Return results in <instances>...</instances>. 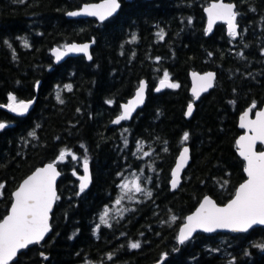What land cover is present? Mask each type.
Masks as SVG:
<instances>
[{"label": "trees", "instance_id": "trees-1", "mask_svg": "<svg viewBox=\"0 0 264 264\" xmlns=\"http://www.w3.org/2000/svg\"><path fill=\"white\" fill-rule=\"evenodd\" d=\"M98 1L0 0V122L6 124L0 130V221L13 191L37 167L56 162L61 172L51 234L12 264H154L164 255L163 264H264V227L177 242L184 218L204 196L225 204L245 180L237 122L246 108L264 105V0H225L236 4L238 39L222 24L206 34L203 9L211 0H120L119 12L103 23L67 18ZM72 42H93L92 60L79 56L55 65L51 49ZM208 70L216 72L215 86L187 120L189 72ZM164 71L179 87L156 93ZM142 79L148 84L144 106L129 122L109 126ZM9 95L34 104L14 116L6 109ZM138 144L150 155L137 151ZM185 144L191 161L171 192V169ZM61 150L79 159L57 162ZM85 156L92 183L81 192L77 177ZM131 172L151 198L124 196L125 213L108 216L110 227L101 224ZM136 242L140 248L132 249Z\"/></svg>", "mask_w": 264, "mask_h": 264}, {"label": "snow or ice", "instance_id": "snow-or-ice-1", "mask_svg": "<svg viewBox=\"0 0 264 264\" xmlns=\"http://www.w3.org/2000/svg\"><path fill=\"white\" fill-rule=\"evenodd\" d=\"M120 7L118 0H103L99 4L85 5L80 11L69 12V16H93L100 21H104L111 17ZM208 14V32H211L212 26L217 20H222L228 25V34L233 39L238 36L237 16L235 6L231 3H212L207 9ZM191 23V20H189ZM163 38V32L158 33ZM135 40V37H133ZM5 43H8L5 41ZM23 46L29 47L27 40H24ZM9 47L11 45L9 44ZM68 52L83 53L91 59L89 55V45L84 44L78 46L72 44L67 46L63 52L56 49L53 55L60 60L63 55ZM243 55V54H241ZM193 96L199 97L201 92L207 91L213 86L215 74L212 72L206 75H198L193 73ZM162 88H178L177 83L170 82V76L164 71L163 78L160 80ZM71 90V86H66ZM146 85L142 81L139 89L135 94V99L123 106V112L115 121L119 124L121 121L131 117L135 107L144 101V92ZM57 99L60 100L59 94ZM9 103L7 108L9 111L18 115H24L31 107V102L17 101L14 95L8 96ZM111 103V101H109ZM3 107V105H0ZM255 103L240 118V127L247 129L249 134L243 135L237 141L240 156L246 161L244 171L247 173L246 182L242 183L235 191L234 198L225 206H218L211 198L205 197L197 211L187 217V222L180 229L178 240L183 244L192 237L197 230L204 232H215L217 229H227L232 232H247L253 225H264V151H258L256 145L259 142L264 144V111H258L256 118L249 119V113L255 108ZM192 113V105L188 106V115ZM6 124L0 122V130L4 129ZM126 131V129H125ZM35 138V132L29 133ZM183 140H188V133H185ZM127 143V141L125 142ZM83 147V145L81 146ZM137 151L143 152L142 144H138ZM188 148L185 147L179 157V161L172 172V188L175 189L179 184L180 172L188 160ZM144 156L150 155L143 152ZM66 157L72 160L79 159L76 155L68 150H61L57 162L65 161ZM84 175L78 177L80 179V191L90 183L89 161L85 156L83 159ZM75 175V172L73 173ZM60 175L57 171L55 163H49L45 167L37 169L32 175L23 181L18 190L14 192V202L11 204L10 213L0 221V264H12L17 254L22 249L28 248L30 245L40 244L44 240L45 235L50 231V213L54 202L59 199L56 192V179ZM4 187L0 184V189ZM123 195L116 200V205H120L124 196L134 199L136 194H144L151 198V191L142 187L140 177L136 176L132 180H125L120 186ZM109 209L106 207L100 216V223L111 226L108 222ZM175 220V217H172ZM140 243H131L132 249L140 248ZM47 259V257H44ZM112 257L109 256V259Z\"/></svg>", "mask_w": 264, "mask_h": 264}, {"label": "water", "instance_id": "water-1", "mask_svg": "<svg viewBox=\"0 0 264 264\" xmlns=\"http://www.w3.org/2000/svg\"><path fill=\"white\" fill-rule=\"evenodd\" d=\"M124 1L129 2V1H131V0H124ZM148 1H153V0H148ZM102 2H103V0L98 1V2L86 3V4H83L79 9H75V10H72V11H69V12L80 11L85 5H88V4H99V3H102ZM118 2H119V4H120V7H119V9H118V10H117V11H116L111 17L115 16V15L119 12V10H120V8H121V1L118 0ZM219 2H223V3H231V4H233V5L235 6V11H236V4H235L234 2H229V1H225V0H212V1H210L209 4H208L207 6H205L204 9H203V13H204V15H205V19H206V20H205V27H204V29H205L207 35H211V34L214 32L216 25L219 24V23H221V24H224V25H225V27H226V34L229 36V34H228V25H227L226 22H224V21H222V20H217V21H215V23H214L213 26H212V30H211V32H208V31H207V29H208V14H207V12H206V9H207L212 3H219ZM69 12H67V14H66L67 18H69V19H79V18L86 19V18H93V19L97 20L99 23H103V22H105L106 20H108V19L111 18V17H108V18L105 19L104 21H100L97 17H93V16H86V15L69 16V15H68ZM237 26H238V27H237L238 36H237L236 39L239 38V25H238V23H237ZM72 44H76V45H78V46H81V45H84V44H88V45H89V55L91 56V59H88V56L84 55L83 53H78V52H68L66 55H63L62 58H61L60 60H57V59H56V56L53 55L54 50H56V49H60L61 52H63L67 46H70V45H72ZM93 44H94L93 42H73V43H69V44L65 45L64 47H55V48H53V49L51 50V56L53 57L54 63H55L56 65L62 64V63H63L65 60H67L68 58H75V57H79V56H83V57L89 62V61L92 60L91 50H92ZM209 72H212V73L215 74V79H214V81H213V86H212L211 88H209L207 91H205V92H201L198 98H197V97H194V96H193V92H192V89H193V76H192V74H193V73H197L198 75H206V74L209 73ZM142 81H143V82L145 83V85H146L145 92H144V101H143V103L135 107V110L132 111V113H131V117H130L129 119L124 120V121H121L119 124L114 123L113 121H115V120L117 119V117H118L119 115L122 114V112H123V106L126 105V104H128V103H129L130 101H132L133 99H135V94H136L137 90L139 89L140 83H141ZM189 81H190V85H189V94H190V96L192 97V101L188 104V106H189L190 104L192 105V113H191V115H188V106H187V108H186V110H185V118H186L187 120H190V119L192 118V116H193V114H194V112H195L196 103L199 101V99H200L203 95L209 93V92L214 88V86H215V81H216V72L213 71V70H208V71H204V72L190 71V72H189ZM159 82H160V81L157 82V84H156V86H155V88H154V91H155L156 93L163 92L165 89H171V88H162L160 91H156V89H157L158 87H160V83H159ZM170 82H172V81L170 80ZM140 83H139L138 88L135 90L133 96H132L131 98H129L126 102H124V103L121 104V107H120V113H119L116 117L113 118V120L111 121V123H110L109 126H111V127L119 126V125H120L121 123H123V122L130 121V120L134 117L135 113H136L139 109H141V108L144 106V104H145V102H146V99H147V89H148V84H147V82H146L145 79H142V80L140 81ZM172 83H173V82H172ZM26 102H31V107H32L33 104H34V100H32V101H26ZM31 107L28 109V111L31 109ZM250 108H251V107L246 108V109H245L242 113H240V115L238 116L237 127L242 131V133L236 138V141H235V144H236V153H237L238 157L244 162V169H245V167H246V161H245V160L240 156V154H239V150H238V146H237V141L239 140V138H240L241 136L246 135V134H249L248 131H247V129H245V128H241V127H240V123H241L240 118H241V116H242L246 111H248ZM7 111L10 112V113L13 114V115H16V116H23V115H18V114H16V113H13V112L9 111L8 108H7ZM28 111H27V112H28ZM258 111H264V105H263L261 108L256 109L254 112L251 111V112L249 113V119H253V120H254V119L256 118V113H257ZM25 114H26V113H25ZM25 114H24V115H25ZM259 146H261V148H262L261 150H258V147H259ZM185 147H187L188 150H189V152H188V160H187L186 164L184 165V167L182 168V170H181V172H180V179H179V184H178V186H177L175 189H173V188H172V184H171L172 179H173V177H172V172H173V170L175 169V167H176V165H177V163H178V161H179V157H180V155H181V153L183 152V149H184ZM256 149H257L258 151H264V144H260V143L258 142L257 145H256ZM190 161H191V148H190V146H189L188 144H185V145H183V146L181 147V149H180V151H179V153H178V155H177V157H176V159H175V163H174V165H173V167H172V169H171V177H170V181H169V186H170V190H171V192L176 191V190L180 187L181 182H182V176H183V173H184V171L186 170V168L188 167ZM49 163H55V162H48V163L43 164L42 166L37 167L32 173H30L28 176H26V177H25V178L19 183L18 187H17V188L13 191V193H12V202H11V204L14 202V195H13L14 192L18 190L19 186L23 183V181H24L25 179H27L30 175H32L37 169L42 168V167H45V166H46L47 164H49ZM55 164H56V163H55ZM56 167H57V165H56ZM244 169H243V172H244V175H245V180H244L242 183L246 182V180H247V173L244 171ZM57 171L60 173V175H59V176L57 177V179H56V192H57V196H58V190H57V187H58V182H59V180H60V178H61V172L59 171L58 167H57ZM83 175H84V171H83V164H82V172L80 173V175H78V177H81V176H83ZM89 175H90V183H89L88 186L84 189V191H87V190L90 188L91 183H92V176H91L90 164H89ZM78 177H77V179H78V186H79V189H80V182H81V181H80V179H79ZM242 183H240V184L237 186V188H238ZM237 188H236V189H237ZM235 191H236V190H235ZM206 196L209 197V198H211V199H212V200H213L218 206H221V207H222V206H225L227 203H229V202L231 201V199L234 198V195H233V197H232L228 202H226L225 204H218V203H217V202H216L211 196H209V195H206ZM206 196H204V197L201 199V201L199 202V204L197 205V207H196L191 213H189L188 215H186V217L184 218V222H183L182 225L179 227V229H178V233H177V242H178L179 247H181V246L186 242V241H185L183 244L179 243L178 236H179L180 229H181V228L184 226V224L187 222V217L190 216V215H192V214H194V213L197 211V209L199 208L200 204L203 202V199H204ZM56 201H57V200H56ZM56 201L54 202L53 207H52V211H51V213H50V220H49L50 231L45 235L44 240L41 241L40 244L30 245L28 248H31V247H33V246H35V245H41V244L46 240V238L51 234V232H52L51 219H52V213H53L54 208H55V205H56ZM11 204H10V207H9V209H8L7 214L10 213ZM7 214H6V215H7ZM6 215H5V216H6ZM5 216H4V217H5ZM4 217H3V218H4ZM1 221H2V220H1ZM257 227H264V225H253L250 229L257 228ZM250 229H249V230H250ZM249 230H248V231H249ZM197 233L213 234V233H245V232H232V231H229V230H227V229H217L215 232H211V233H209V232H204V231H202V230H197L196 232H194V233L192 234V237H191L190 239H192ZM187 241H188V240H187ZM28 248L20 250V252L17 254V257L14 259V261H16L17 258H18V256H19L22 252H24L25 250H27ZM165 258H166V255H164V256H163L158 262H156V263H154V264H163ZM14 261H13V262H14ZM13 262H12V263H13Z\"/></svg>", "mask_w": 264, "mask_h": 264}, {"label": "rangeland", "instance_id": "rangeland-1", "mask_svg": "<svg viewBox=\"0 0 264 264\" xmlns=\"http://www.w3.org/2000/svg\"><path fill=\"white\" fill-rule=\"evenodd\" d=\"M137 175L135 174V173H133V172H131V173H129L124 179H123V181H122V183L123 182H125V180H132V179H134L135 177H136ZM122 192V191H121ZM122 195H123V193H122ZM121 195V196H122ZM121 196H119V198L121 197ZM136 196H138V194H136ZM118 198V199H119ZM135 198V197H134ZM124 199V198H123ZM122 199V200H123ZM126 199V198H125ZM128 199V201L130 200L129 198H127ZM121 200V203H120V205H116V201H114V203H113V206H112V208H110L109 209V216L110 215H114V216H117V215H120V214H122V213H125V211H126V208L124 207V202Z\"/></svg>", "mask_w": 264, "mask_h": 264}, {"label": "flooded vegetation", "instance_id": "flooded-vegetation-1", "mask_svg": "<svg viewBox=\"0 0 264 264\" xmlns=\"http://www.w3.org/2000/svg\"><path fill=\"white\" fill-rule=\"evenodd\" d=\"M206 20V19H205ZM223 26H224V28H225V31H226V27H225V25L224 24H222ZM227 35V34H226ZM228 36V35H227ZM230 37V36H229Z\"/></svg>", "mask_w": 264, "mask_h": 264}]
</instances>
